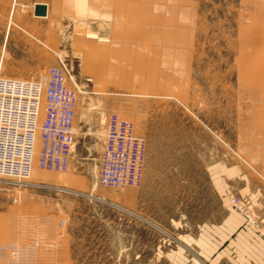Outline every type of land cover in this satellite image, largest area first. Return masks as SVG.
Wrapping results in <instances>:
<instances>
[{
    "label": "rangeland",
    "instance_id": "obj_1",
    "mask_svg": "<svg viewBox=\"0 0 264 264\" xmlns=\"http://www.w3.org/2000/svg\"><path fill=\"white\" fill-rule=\"evenodd\" d=\"M42 1L50 16L28 24L32 1L0 0V71L63 59L76 142L66 170L36 154L33 185L0 177V264H155L158 242L219 219L246 183L264 191V0ZM112 113L146 140L138 187L99 182Z\"/></svg>",
    "mask_w": 264,
    "mask_h": 264
},
{
    "label": "built area",
    "instance_id": "obj_2",
    "mask_svg": "<svg viewBox=\"0 0 264 264\" xmlns=\"http://www.w3.org/2000/svg\"><path fill=\"white\" fill-rule=\"evenodd\" d=\"M78 83L63 59L39 78H15L0 71V177L33 185L35 157L41 169L66 170L76 142ZM100 158L102 186L142 184L146 140L132 121L112 113ZM234 208L264 237V217L250 197H233Z\"/></svg>",
    "mask_w": 264,
    "mask_h": 264
},
{
    "label": "crops",
    "instance_id": "obj_3",
    "mask_svg": "<svg viewBox=\"0 0 264 264\" xmlns=\"http://www.w3.org/2000/svg\"><path fill=\"white\" fill-rule=\"evenodd\" d=\"M21 1L24 5L32 1L33 12L26 18L28 24L42 23L43 19L50 16L49 3L42 0ZM63 1L57 0L56 6L63 4ZM36 4H45L47 14L36 15ZM244 193L249 194L253 202L264 209V191L261 187L246 183ZM147 223L155 227L153 222ZM178 238L179 243L171 247H164L158 242L155 254L158 261L155 264H264V237L232 206H227L219 219L183 231ZM137 240L142 245L140 249H134V255L142 256L145 250L144 238L139 237Z\"/></svg>",
    "mask_w": 264,
    "mask_h": 264
},
{
    "label": "water",
    "instance_id": "obj_4",
    "mask_svg": "<svg viewBox=\"0 0 264 264\" xmlns=\"http://www.w3.org/2000/svg\"><path fill=\"white\" fill-rule=\"evenodd\" d=\"M35 14L36 15H46L47 14V6L45 4H36Z\"/></svg>",
    "mask_w": 264,
    "mask_h": 264
},
{
    "label": "bare ground",
    "instance_id": "obj_5",
    "mask_svg": "<svg viewBox=\"0 0 264 264\" xmlns=\"http://www.w3.org/2000/svg\"><path fill=\"white\" fill-rule=\"evenodd\" d=\"M35 4V3H34ZM15 78H17V77H15ZM76 130V129H75Z\"/></svg>",
    "mask_w": 264,
    "mask_h": 264
}]
</instances>
